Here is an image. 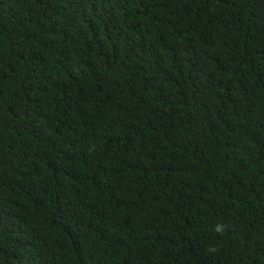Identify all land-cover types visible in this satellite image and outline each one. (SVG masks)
Wrapping results in <instances>:
<instances>
[{"label":"trees","instance_id":"16d2710c","mask_svg":"<svg viewBox=\"0 0 264 264\" xmlns=\"http://www.w3.org/2000/svg\"><path fill=\"white\" fill-rule=\"evenodd\" d=\"M0 264H264V0H0Z\"/></svg>","mask_w":264,"mask_h":264}]
</instances>
